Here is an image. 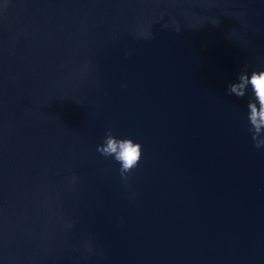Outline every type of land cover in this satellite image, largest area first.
Masks as SVG:
<instances>
[{
    "label": "water",
    "instance_id": "1",
    "mask_svg": "<svg viewBox=\"0 0 264 264\" xmlns=\"http://www.w3.org/2000/svg\"><path fill=\"white\" fill-rule=\"evenodd\" d=\"M252 71L264 0H0V264H264Z\"/></svg>",
    "mask_w": 264,
    "mask_h": 264
},
{
    "label": "clouds",
    "instance_id": "2",
    "mask_svg": "<svg viewBox=\"0 0 264 264\" xmlns=\"http://www.w3.org/2000/svg\"><path fill=\"white\" fill-rule=\"evenodd\" d=\"M237 79V83L228 84L226 94L238 98L244 97L250 86L253 99L247 105L249 132L252 134L254 147L264 148V71H252L250 75L243 72ZM97 151L104 157H111L119 164V174L125 182L142 158L140 143L134 142L131 138H117L111 130L105 133L102 145L97 147Z\"/></svg>",
    "mask_w": 264,
    "mask_h": 264
}]
</instances>
